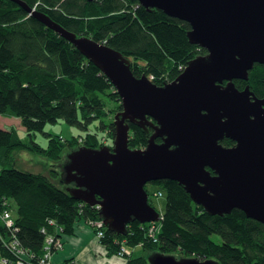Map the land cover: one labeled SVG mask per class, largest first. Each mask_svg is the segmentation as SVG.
Instances as JSON below:
<instances>
[{
	"label": "trees",
	"instance_id": "obj_1",
	"mask_svg": "<svg viewBox=\"0 0 264 264\" xmlns=\"http://www.w3.org/2000/svg\"><path fill=\"white\" fill-rule=\"evenodd\" d=\"M22 1L77 37L91 38L120 52L131 60L135 77L145 75L157 86L172 82L191 60L206 53L189 43L187 23L145 9L137 0ZM233 82L238 90L248 86L257 98H263L264 66L255 64L247 81ZM116 103L114 111L119 112L120 99L98 68L18 5L0 0V116L18 118L30 137L24 143L15 129L0 128V212L14 209L13 233L19 245L35 256L29 264H38L48 235L71 234L75 223L100 218L98 209L72 199L58 171L52 168L45 176L18 170L12 153L28 151L58 161L69 148L111 147L98 134L107 131L113 142L111 114ZM58 120L84 136L62 140L43 132L46 124ZM35 132L48 137L47 147L33 141ZM151 133L148 127L130 125L128 147L143 149ZM220 144L229 148L234 142L224 139ZM157 183L164 191L165 206L155 242L146 236V224L136 221L127 225L124 235L106 229L103 244L108 256L126 242L130 248L141 244L147 252L174 255L178 251V257L214 259L219 264H264V225L239 210L209 216L177 182ZM3 199L10 204L3 206ZM10 233L0 221V255L9 258L12 254L4 243ZM146 256L129 258L126 264H147Z\"/></svg>",
	"mask_w": 264,
	"mask_h": 264
},
{
	"label": "water",
	"instance_id": "obj_2",
	"mask_svg": "<svg viewBox=\"0 0 264 264\" xmlns=\"http://www.w3.org/2000/svg\"><path fill=\"white\" fill-rule=\"evenodd\" d=\"M8 1L72 45L120 99L112 146L70 151L60 174L72 199L99 207L109 232L124 235L135 221L159 222L161 215L149 204L145 186L163 180L177 182L209 216L239 210L264 225V97L257 98L248 86L238 90L233 82L247 81L255 64L264 66V0H137L145 9L187 23L189 43L206 51L162 86L145 75L135 77L120 52L77 37L21 0ZM259 43L263 46L244 47ZM130 125L152 130L143 149L128 147ZM224 139L233 146H222ZM146 260L219 264L158 252L147 254Z\"/></svg>",
	"mask_w": 264,
	"mask_h": 264
},
{
	"label": "rangeland",
	"instance_id": "obj_3",
	"mask_svg": "<svg viewBox=\"0 0 264 264\" xmlns=\"http://www.w3.org/2000/svg\"><path fill=\"white\" fill-rule=\"evenodd\" d=\"M205 54L206 53H202V54H199V55L200 56H204ZM128 61H129L130 65H131V63H132L131 60H128ZM150 81H152V80H150ZM165 84H167V83H165ZM117 105H118V103H116L115 107H114V105H112V107H113L112 108L113 113L111 114L112 117H114V115L116 114L115 112H117V111H114V109L116 108ZM0 117H1L0 125H4L6 130L15 129L17 131V133H18V136H19L20 140L22 142H24V143H29V138L30 137H29V135H27V133L25 132L24 128L18 122L19 121L18 118H10V117H5L4 118L2 116H0ZM112 122H113V118H112ZM94 125H97V122ZM43 132L46 133V134H49L51 136L61 138L62 140H67V139H70V138L73 139V137H77L78 138V136L80 137V138H78V140H80L81 137L84 136L83 132L79 131L76 127H72V126L67 125L62 120H58L57 122H55L53 124H50V123L46 124L44 126V128H43ZM81 135H83V136H81ZM98 137H100L102 139V141L105 140V145H111L112 146L113 142L111 140H109L107 131H104L103 133H99ZM31 138L33 139V141L36 144H38L42 148L45 147L47 145V143H48V137L45 134H43L42 132L33 133L31 135ZM108 140L111 141V142L108 143ZM72 149H74V148L66 149L63 152L62 157L58 161L57 160H51V159H49L48 157H46L44 155L40 156V155L32 153V152L18 151V150H14V152L11 155V157L13 158V162L15 163V168H17L18 170L27 171V172H30V173H42L45 176H49V172H50V170L52 168H53V170H56V171H58L59 174H61V166L63 165V163L65 161V156ZM60 178H61V176H60ZM145 189H146L147 194H148L149 203L161 215V219L159 220V222H157V223L153 222V223H150V224L148 223L149 225H154L155 226V230L153 229L151 231V234L152 235L154 234V236L156 237V234L158 233V231L160 229V224H161V221H162V214L164 212V206H165L164 191L161 190V186L157 182L156 183L147 184L145 186ZM4 203L5 204H10V201L5 199ZM9 212L11 213V217L14 220V209L13 210L11 209V211H9ZM86 224L93 230L94 235L99 230H102L104 235H105L106 227H105V225L103 224V222L101 220H100V223L98 222V223L94 224V223L90 222V223H86ZM99 224H101V225L99 226ZM146 236L149 238V233L147 231H146ZM95 239H96V237H95ZM212 239L214 241H216V242L219 241L216 236H212ZM98 241L101 243V245L104 246L103 238L98 240ZM120 248H124L126 252L122 256H118L117 253L115 255L118 256L119 258L124 259V261L126 263H127L129 258L139 257V256H144V255L146 256L149 253H154V252H147V251L143 250L141 244L137 245L136 247H133V248L131 247L130 248L129 246H127L126 242H122ZM127 251L129 253H127ZM174 255L176 256V258H182V257H178V255L181 256V254H179L178 251Z\"/></svg>",
	"mask_w": 264,
	"mask_h": 264
},
{
	"label": "crops",
	"instance_id": "obj_4",
	"mask_svg": "<svg viewBox=\"0 0 264 264\" xmlns=\"http://www.w3.org/2000/svg\"><path fill=\"white\" fill-rule=\"evenodd\" d=\"M32 11L35 10L32 9ZM18 122L20 123V120ZM0 128L6 130L4 125H0ZM57 234L61 248L53 251L51 255L52 264H66V262L74 264H126L124 259L116 255H107L106 248L95 239L93 230L83 220L75 223L71 234L61 232H57Z\"/></svg>",
	"mask_w": 264,
	"mask_h": 264
},
{
	"label": "built area",
	"instance_id": "obj_5",
	"mask_svg": "<svg viewBox=\"0 0 264 264\" xmlns=\"http://www.w3.org/2000/svg\"><path fill=\"white\" fill-rule=\"evenodd\" d=\"M4 200L5 199L2 200L3 206L8 205L4 203ZM95 208L99 210L98 206H95ZM9 211L10 210H4L3 212H0V221L3 222L4 226L9 232L11 231L10 240L4 243V247L11 252L12 256L11 258H9V257L0 255V264H29L31 260L33 261L35 256L32 254H29L25 249H23L19 245V242L17 241L15 234L13 233V231L15 230V225H14V220L12 219L11 213ZM98 222L100 223V219L98 221H94L91 223L96 224ZM49 224L52 225L53 223L49 222ZM149 224L146 225V231L149 233V239L155 242V236L154 234L153 235L151 234V231L153 229L155 230V226L149 225ZM100 225L101 224H99V226ZM42 232L44 231L42 230ZM95 237L97 240L104 238L103 231L102 230L97 231L95 233ZM60 248H61V245L57 238H54L51 235L47 236L44 242L43 256L39 260L38 264H52L51 255L53 251L58 250ZM125 252L126 251L124 248H120V250L117 252V255L122 256ZM127 253L129 252L127 251Z\"/></svg>",
	"mask_w": 264,
	"mask_h": 264
},
{
	"label": "bare ground",
	"instance_id": "obj_6",
	"mask_svg": "<svg viewBox=\"0 0 264 264\" xmlns=\"http://www.w3.org/2000/svg\"><path fill=\"white\" fill-rule=\"evenodd\" d=\"M22 1V0H21ZM22 2H24V1H22ZM38 3H36L35 5H37ZM254 11H258V9L257 8H255L254 9ZM253 11V12H254ZM242 38H244V39H247V34L246 35H244ZM263 45L262 44H251V45H246V46H244L245 48H247V49H250V50H252V49H254V48H259V47H262ZM2 117H4V116H2ZM203 260H208V259H203ZM210 260H214V259H210ZM216 261V260H215Z\"/></svg>",
	"mask_w": 264,
	"mask_h": 264
},
{
	"label": "flooded vegetation",
	"instance_id": "obj_7",
	"mask_svg": "<svg viewBox=\"0 0 264 264\" xmlns=\"http://www.w3.org/2000/svg\"><path fill=\"white\" fill-rule=\"evenodd\" d=\"M223 141V140H222Z\"/></svg>",
	"mask_w": 264,
	"mask_h": 264
}]
</instances>
